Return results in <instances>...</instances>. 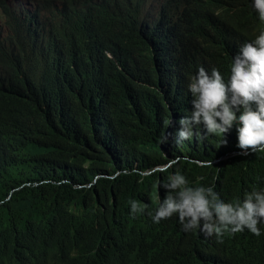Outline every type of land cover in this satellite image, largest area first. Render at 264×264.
<instances>
[{
    "label": "trees",
    "instance_id": "1",
    "mask_svg": "<svg viewBox=\"0 0 264 264\" xmlns=\"http://www.w3.org/2000/svg\"><path fill=\"white\" fill-rule=\"evenodd\" d=\"M262 30L253 0H0V264H264V223L149 215L176 172L225 202L264 189L237 126L177 143L198 69L227 82Z\"/></svg>",
    "mask_w": 264,
    "mask_h": 264
},
{
    "label": "clouds",
    "instance_id": "2",
    "mask_svg": "<svg viewBox=\"0 0 264 264\" xmlns=\"http://www.w3.org/2000/svg\"><path fill=\"white\" fill-rule=\"evenodd\" d=\"M253 8L264 23V0H253ZM188 90L192 111L179 120L177 143L206 139L209 135H223L234 126L238 133V148L241 154L264 153V30L252 42L243 44L233 58L227 82L221 72L213 68L211 73L200 67L191 79ZM239 114V115H237ZM203 126L204 131H196ZM167 136L162 143H166ZM223 143L225 141L223 140ZM206 167H211L208 161ZM198 177L196 186L180 172L171 175L162 187L167 194L149 215L154 223L178 216L185 232L199 229L206 237L235 235L247 229L260 236L259 225L264 223V189L245 194L243 200L225 202L213 186H203ZM142 206L133 200L131 214L143 213Z\"/></svg>",
    "mask_w": 264,
    "mask_h": 264
},
{
    "label": "bare ground",
    "instance_id": "3",
    "mask_svg": "<svg viewBox=\"0 0 264 264\" xmlns=\"http://www.w3.org/2000/svg\"><path fill=\"white\" fill-rule=\"evenodd\" d=\"M88 15V14H87Z\"/></svg>",
    "mask_w": 264,
    "mask_h": 264
}]
</instances>
